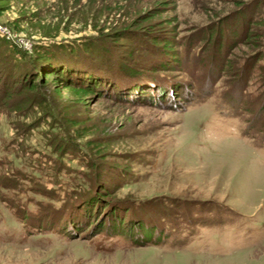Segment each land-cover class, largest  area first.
Listing matches in <instances>:
<instances>
[{"label":"rangeland","instance_id":"1","mask_svg":"<svg viewBox=\"0 0 264 264\" xmlns=\"http://www.w3.org/2000/svg\"><path fill=\"white\" fill-rule=\"evenodd\" d=\"M156 10L137 29L112 33ZM243 11L242 26L235 19ZM221 25L219 52L222 39L210 32ZM148 27L158 45L144 35ZM96 28L108 33L94 60L79 61L86 76L67 72L73 81H100L98 93L77 105L51 79L43 89L80 152H53L47 133L65 137L66 128L53 129L51 118L18 131L28 92L6 100L10 66L0 65V264H264V58L254 61L264 54V37L256 40L264 0H8L0 60L13 46L32 55ZM245 66L251 76L241 74ZM162 69L170 79L158 84L167 92L146 89ZM88 183L85 200L64 206ZM161 203L174 213L170 238L157 245L148 229L158 228ZM105 230H133L135 238Z\"/></svg>","mask_w":264,"mask_h":264},{"label":"trees","instance_id":"2","mask_svg":"<svg viewBox=\"0 0 264 264\" xmlns=\"http://www.w3.org/2000/svg\"><path fill=\"white\" fill-rule=\"evenodd\" d=\"M5 1H8V0H0V10H2V3H4ZM158 14L159 13H157V10H156V11L147 13L146 15L142 17H139V19H136L130 24H127L126 22L121 23L122 25L120 27L121 29L120 30L111 29L113 30L112 33H118V35L121 33L125 34L129 29H132L134 27L136 28V26H140L139 25L140 23L152 21V19L159 16ZM246 16L247 14L244 11L240 12V14L236 18L237 20L235 19L236 23L243 21L242 22V26H243L244 19L246 18ZM252 23L254 24V21H252ZM222 28L223 26L221 25V29H216L217 31L213 30L212 32H210L212 33L213 36L217 35L218 38L222 39L220 43L219 52L222 51L223 45L225 44L224 43L225 42L224 41L225 40V30ZM96 29H97V33H96L97 35H93L88 38L85 37V39H83L82 37L81 38H71V40L62 39L60 40L59 43L52 42L49 45L40 44L39 46L35 48V52L32 55H28L27 53L23 52L18 47L13 46V49L11 51L8 50L9 52L6 53V56L4 57L5 60L3 61L0 60V65L2 62L3 63L6 62V64L10 66L8 73L6 74L7 76L4 77V80L2 81L3 85H5V83H8L7 85L8 88L6 87L7 89H5V92H4L7 95L6 100L10 99L13 95H17L18 93H23L25 91L28 92L25 100L19 106V113L21 114L20 116L24 120L23 122H20V124L18 125L19 132L26 134L31 129L37 127L38 125L37 123L42 122L44 118H51L52 123H50V126L53 129L59 128L60 127L59 123L63 124L60 127L62 130L66 128L63 121L59 119V110L57 109V107H55V105L51 103L52 101H50L47 98L46 93H44L43 91V89L47 86L48 81L50 79L52 81L51 82L52 86L54 85V87L58 91V94L60 93V89L67 90L70 93V95L74 97L73 99L77 101L75 102L77 105L79 104L84 105L83 101L85 97H87L88 95H93V94L95 95L98 93V84L100 81H98V83L96 84L86 83L84 79L79 82L73 81L71 77L69 78L68 76L69 74L67 72V68H69L68 71L74 68L75 69V72L73 71L74 73L80 74L83 77L86 76V72H87L86 68L84 69L83 65L80 66L79 61H81L82 59H83L82 61L86 60V57H87V60L93 59L97 53V46H98L97 43L101 41L100 39L106 36V33H108V32L105 33V28L104 29L96 28ZM146 29L147 30H143L144 35L150 37V39L152 40L151 43L153 45H158L161 42L159 36H155L153 34L154 30L151 29V27L150 28L148 27ZM237 32L238 31H236L235 36L238 35ZM249 36L251 38V36L253 35L249 33ZM262 37H264L263 32H261V35L259 34V37L256 40L260 41ZM164 41H165L164 43L166 45V48L174 47L173 41H171L170 39H166ZM1 42L5 43V41L3 40ZM256 44H257V47L259 48L262 47L260 43L258 44V42H256ZM0 54H2V52H0ZM258 55L259 56H256L254 59L255 65L259 63L262 60V58H264L263 53H260ZM74 58L77 60L75 61ZM95 61H97V59H95ZM97 62L100 63L99 68L103 69V67L105 66V60L103 58L102 59L100 58V60ZM248 69H249L248 66H245L244 68H242V70L240 71L241 74H244L245 71H247ZM260 69L263 70V73H264V67L260 66ZM3 70L1 69L2 72L0 73H3ZM164 70L166 69H162V70L156 71V73L155 72L152 73L151 78L148 79L149 82H146L145 79L142 78L143 79L142 82L147 83L146 89L151 91L152 88H151L150 83H154L156 91H159L162 93L167 92V89L160 87L158 84L162 78L170 79L169 76L167 77L164 75L165 73ZM252 71H253L252 68L249 69V71L247 72L248 75L252 73ZM133 78L135 79L136 77L132 76L131 73H128L127 81L130 84L134 83ZM114 85L115 84L109 83L107 86L113 87ZM134 86L139 88V86L135 83L133 84V87ZM27 119H29V121H27ZM67 130H68L67 128L66 130H64V132L66 133L65 137H63L62 135L59 136L56 133L52 134V132L47 133V137L50 141L49 144L53 152L60 154L61 157H64L66 153L74 154V153L80 152L81 150V148L78 145H75L74 142H72L73 138L71 134L69 135L66 132ZM22 144L23 143H21V145ZM91 165L93 169L98 166V164H95L93 160L91 161ZM85 186H86V183H85ZM88 186H89V183H88ZM13 187H16V186H13ZM85 188L88 190H86ZM85 188H82V190H79L77 195L75 193L73 196L68 197L67 201L66 202L64 201L65 202L64 206L66 205V203H68V206H69L71 205V203L74 204L77 201L80 202V201L85 200L86 197L91 193L90 192L91 185L88 188L87 187ZM44 191L48 195H51L53 194L52 192H54L53 190H49V191L44 190ZM92 202L99 203V200L98 198H96ZM12 204L14 206H17V208H18V205L20 206V204H17L16 202L15 203L12 202ZM64 206L59 209H64ZM168 210H169L168 207L162 203H161V208H157L155 210V212H157V215H160V220L158 221V226H157L158 228L156 227L154 228V226L149 227L148 229L150 230L149 231L150 239L148 240L149 242L151 240L152 241L154 240L153 244H157V245L158 244L160 245L163 243L166 244L168 239L170 238L171 233L166 231L165 227L167 223L170 221L169 220L171 217L170 213H172L173 210L171 211H168ZM58 211H61V210H58ZM55 213H57V211H55ZM56 226L59 230H61V228L63 227L61 223H58ZM103 231H100L99 233ZM105 231H106V234L110 237L117 236V237H122V238L124 237L125 239L129 237L130 239L135 238L134 232H132L133 230H131L130 233L122 232V231H119V232L114 231L115 233H111L108 230H105ZM144 231H147V229L146 230L144 229Z\"/></svg>","mask_w":264,"mask_h":264}]
</instances>
